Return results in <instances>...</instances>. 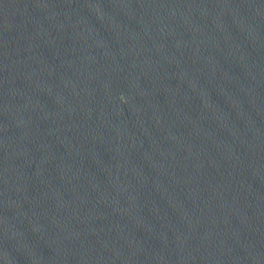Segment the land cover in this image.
<instances>
[{"label": "water", "instance_id": "obj_1", "mask_svg": "<svg viewBox=\"0 0 264 264\" xmlns=\"http://www.w3.org/2000/svg\"><path fill=\"white\" fill-rule=\"evenodd\" d=\"M0 264H264V0H0Z\"/></svg>", "mask_w": 264, "mask_h": 264}]
</instances>
